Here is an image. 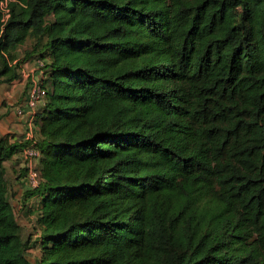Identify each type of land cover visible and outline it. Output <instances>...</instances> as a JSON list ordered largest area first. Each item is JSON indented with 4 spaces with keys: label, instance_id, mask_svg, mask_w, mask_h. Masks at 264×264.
<instances>
[{
    "label": "trees",
    "instance_id": "trees-1",
    "mask_svg": "<svg viewBox=\"0 0 264 264\" xmlns=\"http://www.w3.org/2000/svg\"><path fill=\"white\" fill-rule=\"evenodd\" d=\"M8 8L0 76L42 57L46 96L34 239L0 138V264H264V0Z\"/></svg>",
    "mask_w": 264,
    "mask_h": 264
},
{
    "label": "crops",
    "instance_id": "crops-1",
    "mask_svg": "<svg viewBox=\"0 0 264 264\" xmlns=\"http://www.w3.org/2000/svg\"><path fill=\"white\" fill-rule=\"evenodd\" d=\"M25 67L27 68V65ZM23 76L20 75L18 79L9 82L4 81V77L0 76V138L7 137L10 141H16L20 147H24L27 141L29 133L26 130L32 127L27 116H20L17 112L18 108H25L27 101L28 81L25 75ZM33 131L36 136L40 134V129L36 125ZM25 132H27L26 135H24ZM22 157V151H18L12 158L4 162L9 195L12 200V195L16 192L18 199L31 203L33 200L25 197L26 192L30 189L25 183L23 176L25 174L23 171L19 172L21 169H18V167L22 168L20 163Z\"/></svg>",
    "mask_w": 264,
    "mask_h": 264
},
{
    "label": "built area",
    "instance_id": "built-area-1",
    "mask_svg": "<svg viewBox=\"0 0 264 264\" xmlns=\"http://www.w3.org/2000/svg\"><path fill=\"white\" fill-rule=\"evenodd\" d=\"M8 1L9 0H2L0 2V8L4 13V21H6L9 16ZM2 31L3 30H0V35L2 34ZM32 63L34 68L28 73H26L24 65H22L23 68L21 69V73H23L25 77H28V93L25 108L20 107L17 109V112L20 116H27L29 123L32 126L31 128L34 129L35 114L46 96V88L43 86L42 81L44 76V59L39 56L33 57ZM27 67L29 66L27 65ZM27 139L31 140L32 143L24 148L22 156L28 159L26 182L28 183L29 188L32 189L37 187L41 180V175L37 168L40 159V151L35 146L39 138L34 134L33 130H30Z\"/></svg>",
    "mask_w": 264,
    "mask_h": 264
},
{
    "label": "rangeland",
    "instance_id": "rangeland-1",
    "mask_svg": "<svg viewBox=\"0 0 264 264\" xmlns=\"http://www.w3.org/2000/svg\"><path fill=\"white\" fill-rule=\"evenodd\" d=\"M34 41H35L34 38H28L26 43L23 44L22 46H20V48L18 49V60H21V61L24 60L26 51H29L32 48ZM32 60H33V58L28 59L27 61L21 63L22 65H24V69H25L26 73H28L32 68H34ZM26 65H28L29 67L26 68L25 67ZM22 68L23 67L21 66V69ZM23 75L24 74L22 73L21 76L24 77ZM26 79L28 81V77H26ZM30 130H34V129L28 128L26 131L29 133ZM27 132H25L24 135H26ZM27 161H28V159H26L25 157H22V159L20 160L22 168L18 167V169H21L19 172L23 171V173H25V172L27 173V170H26L28 168ZM26 175L27 174L23 175L25 177V183H27L26 182ZM27 185H28V183H27ZM31 200H33V201H31V203H26L25 200L18 199L16 197V192H14V195H12V200H11L12 203H14L13 205L16 209L17 218H18L19 222L22 224L21 235L24 239H27V238H33L34 239L35 235H36V233L34 232L37 229V227L35 228V226H36V215L32 214L34 211L31 212L30 209H32L31 207L35 205L37 200L35 198H33ZM29 251L32 254L31 257H34V255H36V253L38 251V246L36 245V246L30 248Z\"/></svg>",
    "mask_w": 264,
    "mask_h": 264
}]
</instances>
